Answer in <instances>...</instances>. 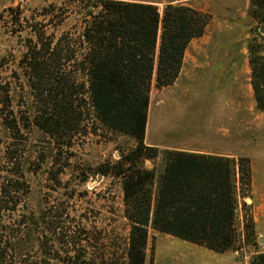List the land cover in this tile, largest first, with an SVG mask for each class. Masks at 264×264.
Masks as SVG:
<instances>
[{
	"label": "rangeland",
	"instance_id": "374dc122",
	"mask_svg": "<svg viewBox=\"0 0 264 264\" xmlns=\"http://www.w3.org/2000/svg\"><path fill=\"white\" fill-rule=\"evenodd\" d=\"M132 1L153 4L160 14L166 4L188 6L183 0ZM187 4L205 14L207 24L188 43L173 83L158 88L152 81L143 144L160 152L177 148L236 162L247 158L250 181L240 186L244 198L233 224L236 250L225 253L239 264L260 255L255 264H263L264 111L255 109L247 61L256 23L248 16L249 0ZM68 6L67 0H0V251L7 247L2 264H63L81 250L95 263H125L130 225L113 167L136 141L104 126L78 87L57 91L55 100L45 76L33 87L31 72L19 65L36 33L57 38L70 28L71 19L59 24ZM50 17L54 25H48ZM161 159L159 154L143 166L158 167ZM7 181L23 186L11 193L13 202L4 203ZM29 217L39 218L35 230ZM168 237L148 229L145 264H154L155 252V264L218 262L197 257L189 263L181 259L188 248Z\"/></svg>",
	"mask_w": 264,
	"mask_h": 264
},
{
	"label": "trees",
	"instance_id": "16d2710c",
	"mask_svg": "<svg viewBox=\"0 0 264 264\" xmlns=\"http://www.w3.org/2000/svg\"><path fill=\"white\" fill-rule=\"evenodd\" d=\"M67 1L59 24L71 19L70 28L57 38L36 33L19 65L31 72L33 87L45 76L55 100L57 91L78 87L104 126L136 141L127 154L120 153L113 167L130 225L123 264H145L148 229L215 253L234 252L233 224L239 200L244 198L240 186L250 181L248 159L239 157L236 162L210 154L160 152L143 144L152 81L158 88L173 83L188 43L203 34L206 15L183 5L166 4L160 14L146 2ZM248 16L256 23L255 35L247 44L249 84L255 109L264 111V34L260 33L264 0H249ZM53 18L48 25H54ZM53 109L50 116L58 119L54 105ZM159 154L161 165L144 168V160ZM98 174L105 175L102 167ZM22 186L7 181L4 203L13 202L11 193ZM38 220L28 223L31 230ZM6 249L5 245L0 251V262ZM76 252L63 264H104L86 259L84 250ZM260 258L252 257L250 264L259 263Z\"/></svg>",
	"mask_w": 264,
	"mask_h": 264
},
{
	"label": "crops",
	"instance_id": "0c3cea01",
	"mask_svg": "<svg viewBox=\"0 0 264 264\" xmlns=\"http://www.w3.org/2000/svg\"><path fill=\"white\" fill-rule=\"evenodd\" d=\"M128 1H132V0H128ZM186 1L184 2V5H188L190 6V4H187L188 2H192V0H183ZM137 2H142V1H137ZM173 150L176 151H183V152H189V153H200L203 154L201 152L195 151V150H184V149H177L174 148ZM166 241L168 240H175L174 237H168V239H165ZM179 240V239H177ZM182 241V240H181ZM182 246L187 247V251L186 253H183L181 255V259H184L186 261V259L189 261V263H193V259L199 257V258H210L214 260H217L218 262L216 264H239L238 260H236L234 257H232V255L230 253H224V254H217L214 253L208 249H205L203 247L200 246H196L193 245L192 243L186 242V241H182ZM155 255L156 252L154 253V264L156 262L155 260Z\"/></svg>",
	"mask_w": 264,
	"mask_h": 264
},
{
	"label": "water",
	"instance_id": "95a60500",
	"mask_svg": "<svg viewBox=\"0 0 264 264\" xmlns=\"http://www.w3.org/2000/svg\"><path fill=\"white\" fill-rule=\"evenodd\" d=\"M260 33H261V34H264V29H261V30H260ZM240 252H241V251H240Z\"/></svg>",
	"mask_w": 264,
	"mask_h": 264
}]
</instances>
